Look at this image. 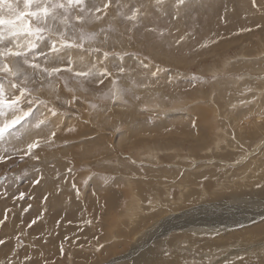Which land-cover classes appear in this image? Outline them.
<instances>
[{
	"label": "rangeland",
	"instance_id": "obj_1",
	"mask_svg": "<svg viewBox=\"0 0 264 264\" xmlns=\"http://www.w3.org/2000/svg\"><path fill=\"white\" fill-rule=\"evenodd\" d=\"M119 3L128 8L143 5V24L132 28L131 22L119 17L112 20L105 17L86 25L85 30L99 33L103 26L109 39L104 42L105 33H99L85 48L108 50L115 45V50L120 51L126 46L128 54L122 61L113 56L108 62L113 72L117 65L126 69L117 82V86L125 90L123 101L126 103L113 104L110 99H101L111 88L109 80L99 85L85 83L88 91H77L80 99L70 106L64 101L72 93L63 85L58 90L60 99H56L57 93L50 91L47 85L36 93L40 99L44 96L40 94H46L47 98L42 100L48 106L34 105L32 122L37 117L49 116L47 127L56 128L57 138L52 146L43 145L36 150H47L39 161L26 158L0 164V194H5L0 195V220L4 221L0 224V238L5 240V244L0 245V257L7 255L16 264H75V258L93 255L98 248L105 247L95 264H130L134 257L130 251L140 249L149 260L164 256L169 258V264L174 260L179 264H209V259L211 264H263L264 234L258 236L253 228L264 222V214L259 217L260 221L224 228L226 230L219 233L223 238L203 236L202 242L197 234L172 237L180 231L170 229L175 225L170 220L181 215L178 223L186 224L195 216L207 224L213 223L215 218H225L222 214L235 211L236 205L241 208L246 203L256 209L251 201L260 197L252 196L254 193L241 195L239 190H253L245 175L264 185V0H256L255 6L252 0H188L187 6L181 7L178 13L175 0H164L159 6L155 0H119ZM250 7H259L258 12ZM128 8L122 7L121 11L127 13ZM109 25L114 31H107ZM146 27H155L157 33L163 30L165 35L159 37L147 32ZM245 28L251 31H243ZM184 34H187L186 40L175 45L174 41ZM73 35L79 37L78 32L69 30V37ZM213 39L217 41L215 44L200 48L203 41ZM46 45L47 41L41 44V49L47 50ZM80 51L71 50L70 57L78 68L90 66L102 56V53L89 51L83 53L81 61ZM157 67L160 68L158 77H152ZM193 76L201 79L193 80ZM0 83L5 84L7 93L12 92L7 81L0 80ZM144 83L150 86H140ZM69 84L79 88L72 80ZM136 96L141 99L137 100ZM91 104L97 107L93 109ZM52 107L58 109L56 117L50 115ZM116 107L129 111L136 119L143 116L141 120L146 119L149 128L141 130L137 126L128 130V124L111 115L110 110ZM69 128L74 131L69 132ZM24 129L33 128L26 123ZM135 129L141 130L143 139ZM200 129L205 131V143L197 145L186 141L189 135L200 137ZM37 132L48 135L41 129H36ZM169 134L181 140L160 138ZM4 149L13 151L11 144H0V154ZM40 164L45 166L41 168ZM41 171L45 172V177L51 176L46 181L52 183V196L42 182L34 184L35 179L41 180ZM65 172L68 176L57 181L59 186L49 180L55 175L65 176ZM57 189L60 194L54 196ZM204 191L208 196L204 197ZM21 192H25L24 199H16ZM181 192L185 195L197 192L198 195L179 206ZM218 195L220 197H216ZM155 199L161 204H155ZM73 200L83 204V213L80 207L73 209ZM154 204L156 207L152 206ZM186 212L190 214L183 215ZM86 218L93 223L88 226ZM33 220L45 225L35 226ZM166 221L173 224L157 234L161 222ZM64 225L74 227L64 228ZM56 228L61 235L53 236ZM67 229L69 237L65 235ZM26 235L31 237L29 242L25 241ZM74 235L76 240H72ZM43 236L46 238L42 239ZM148 242L149 245L145 244ZM26 256L31 260L25 261ZM81 263L91 264L87 260Z\"/></svg>",
	"mask_w": 264,
	"mask_h": 264
},
{
	"label": "snow or ice",
	"instance_id": "obj_2",
	"mask_svg": "<svg viewBox=\"0 0 264 264\" xmlns=\"http://www.w3.org/2000/svg\"><path fill=\"white\" fill-rule=\"evenodd\" d=\"M155 3L159 6L164 3V0H155ZM187 3L188 0H175L174 6L177 13L181 7H186ZM252 3L255 5L256 0H252ZM122 7L128 8V5H121L119 0H0V80L7 81L12 89L11 93H7L5 84L0 83V117L3 118L0 119V144H11L13 147V151L3 150V154H0V164H7L9 161L16 163L26 158L39 161L40 154L36 150L42 145L52 146L54 144L57 130L47 127L50 117L47 115L42 119L37 117L35 122H32L33 106L38 104L48 106L47 102L36 95L44 90L45 85L52 92L57 93L56 99H60L58 90L63 85L67 92L72 93L71 97L64 101L70 106L80 99L76 95L77 91H88L84 87L85 83L95 82L99 85L109 80L111 88L101 99H110L113 104L117 101L126 103L123 101L125 90L117 86L118 80L125 75L126 69L122 65H117V70L113 72L108 67L111 57H118L121 61L124 59V56L128 54L126 46H122L120 51L115 50V45L108 50L85 48V44L91 45L99 33H105L104 42L109 39L103 26L100 27L99 33L85 30L86 25L100 22L105 17L110 20L119 17L123 21L131 22L132 28L143 24L142 18L145 15L141 11L143 5L132 6L128 8L127 13L121 11ZM6 9L7 15H5ZM175 18L179 19V16L176 15ZM69 30L72 33L78 32L79 37L75 35L69 37ZM145 30L156 33L159 37L165 35L163 30L157 33L155 27H146ZM242 30L251 31L247 28ZM107 31H114V29L109 25ZM186 38L187 34L181 35L174 41V44L179 46ZM45 41H47V50L41 49V44ZM216 42L214 39L205 40L200 44V48L206 49ZM73 49L81 50L78 53L81 61L83 53L89 51L102 53V56L97 57L96 62H92L90 66L84 65L78 68L70 59ZM41 57H43L42 60ZM159 72L160 68L157 67L156 71L151 73L152 77H158ZM200 79V77L193 76V80ZM70 80L79 88L71 87ZM33 85L35 87H32ZM140 86L148 88L150 85L144 83ZM136 99L139 100L141 97L136 96ZM90 107L95 109L97 105L91 104ZM49 112L51 117L58 115L56 107L50 108ZM26 123L31 124L33 129L47 131L48 135L42 136L40 133L24 129ZM41 126L45 127L42 129ZM22 129H24L23 132ZM68 131L72 132L74 129L69 128ZM233 139H235L234 136ZM17 141L19 143H16ZM36 170L39 171V168L37 167ZM68 171L71 172L72 169L69 168ZM40 182V179L34 180V184L38 185ZM73 187L75 188V185ZM257 187L264 191V185H257ZM24 197L25 193L21 192L16 199L23 200ZM5 219H7L6 215ZM3 222L0 220V224ZM32 223L35 224L36 221L33 220ZM85 223L91 225L93 221L86 220ZM4 244L5 240L0 238V245ZM61 252H63V247H61ZM28 260H31L30 256L25 257V261ZM0 264H16V261L6 258L0 261ZM209 264H211L210 259Z\"/></svg>",
	"mask_w": 264,
	"mask_h": 264
},
{
	"label": "bare ground",
	"instance_id": "obj_3",
	"mask_svg": "<svg viewBox=\"0 0 264 264\" xmlns=\"http://www.w3.org/2000/svg\"><path fill=\"white\" fill-rule=\"evenodd\" d=\"M226 1V0H225ZM244 1V0H243ZM253 6H255V5H253ZM252 10H255V11H257L258 12V8H252V7H250ZM166 63V62H165ZM180 68V67H179ZM77 86V85H76ZM77 88V87H76ZM51 91V90H50ZM47 92V91H46ZM40 95H44L43 96V98H47V96H46V94H40ZM48 95V94H47ZM42 98V99H43ZM51 99V98H50ZM48 101V100H47ZM103 105V104H102ZM106 105V104H105ZM107 106V105H106ZM109 106V105H108ZM112 106V105H111ZM110 112H111V115L112 116H115L116 118H119L120 119V122H123V123H125V124H128V126H126V128L128 129V130H130V129H134V128H137V126H138V128H141V130L142 129H146V128H149V126H147L146 124H145V121H146V119L145 120H141V118H143V116L140 118V120L139 119H136L135 117H133V115L130 113L129 114V111L127 112L125 109H123V108H121V107H116V108H114V109H111L110 110ZM131 112V111H130ZM179 112V111H178ZM177 113V112H176ZM166 115V114H165ZM175 115V114H174ZM67 121V120H66ZM60 123V122H59ZM62 123V122H61ZM70 123V122H69ZM118 123H119V121H118ZM54 125H56V124H54ZM57 125H58V123H57ZM60 125V124H59ZM62 125V124H61ZM163 126V125H162ZM62 127V126H61ZM154 127V126H153ZM63 129H64V127H63ZM86 129V128H85ZM33 133H35V131H36V129H30ZM68 130V129H67ZM115 130V129H114ZM141 130H136L135 129V131H138V135H140L141 136V133H140V131ZM129 132V131H128ZM38 133V132H37ZM68 133V132H67ZM133 133V132H132ZM182 134H183V132H182ZM40 135H43V133H40ZM184 135V134H183ZM226 135V134H225ZM168 136V137H167ZM167 136H160V138L161 137H166L167 139H170V140H181V139H179V137L178 136H176V135H174V134H169V135H167ZM67 137H68V135H67ZM142 137V136H141ZM144 137H142V139H143ZM160 138H159V140H160ZM186 138V141L187 142H191L192 144H200V143H205V141H206V137H205V131H204V129H200V137H197V138H193L192 136L190 137V135H189V137H188V139H187V136L185 137ZM147 139V138H146ZM146 139H144V140H146ZM148 140V139H147ZM161 140H164V139H161ZM96 143H97V141H96ZM99 143V142H98ZM97 143V144H98ZM201 145H203V144H201ZM43 146V145H42ZM115 146V145H114ZM257 146V145H256ZM68 147V146H67ZM86 147H88V146H86ZM116 147V146H115ZM43 148V147H42ZM69 148V147H68ZM68 148H65V150L66 151H69L68 150ZM71 148V147H70ZM122 148V147H121ZM120 148V149H121ZM38 150V149H37ZM116 150V149H115ZM114 150V151H115ZM42 151V150H41ZM38 153L41 155V156H44L42 153H47V150H44L43 152H40V151H38ZM51 154V153H50ZM66 154L68 155V153L66 152ZM112 154V153H111ZM110 154V155H111ZM55 155V154H54ZM109 155V156H110ZM155 155V154H154ZM118 156V155H117ZM151 156V155H150ZM107 157V156H106ZM121 157V156H120ZM119 157V158H120ZM152 157V156H151ZM48 158H49V156H48ZM58 158V157H57ZM41 159V158H40ZM45 161H46V163H47V159H45V158H43ZM107 159V158H106ZM153 159V158H152ZM151 159V160H152ZM155 159V158H154ZM50 160H53V159H50ZM156 160V159H155ZM55 161V160H54ZM53 161V162H54ZM156 161H158V160H156ZM159 162V161H158ZM243 162H244V160H243ZM51 163V162H50ZM56 164H58V162H55ZM59 164H63V163H59ZM58 164V165H59ZM68 164V163H67ZM53 165V164H52ZM58 165L57 166H55V167H58ZM43 166H45V165H41L40 164V167L41 168H43ZM235 166V165H234ZM233 166V167H234ZM161 167V166H160ZM52 168V167H51ZM58 168H60V167H58ZM48 169H50V168H48ZM187 169V168H186ZM57 170V169H56ZM185 170V169H184ZM191 171V170H190ZM64 172V171H63ZM41 173V175H42V179H41V182H42V186L44 187V188H47V189H49L48 191H50V194H48L49 196L51 195H53V193H52V183H50V182H48V181H46L48 178H49V176L50 175H48V177H45V175H43V174H45V172H43V171H41L40 172ZM66 174H64L65 176H62V175H55L54 177H52L53 179H49L50 181H52V182H54V183H56L55 185H57L58 184V180H60V179H62V178H64L65 179V177L67 178V176H68V173L67 172H65ZM58 174V173H57ZM246 174V173H245ZM51 177V176H50ZM244 178H246L247 179V184L249 183V184H252V188H253V190H252V192H247L245 189H240L239 191H240V194L241 195H246L247 196V194H249V193H254L252 196H257V197H260V199L259 198H256V199H254L253 201H251V203H253L254 205H255V207H256V209H254L252 206V208H250L249 207V205L247 206V205H245L244 203V205H243V207H241V208H238L239 206H237L236 205V207L237 208H234V210L235 211H232V212H227V213H224V214H222L223 216H225L226 215V217L225 218H221V219H217V218H215L214 216V218H215V220H213V223H211V221L210 222H206L207 224H205L204 222H203V219L201 218V219H196L195 218V216L194 217H190L189 219H188V221L186 222V224H183V223H181V221L178 223V220H180V218H181V215H177V216H175L176 218L174 219H171L170 221L171 222H173L175 225H172V227L170 228V229H172V230H174V231H180V232H178L179 234H177L176 236L174 235V236H172V237H177V236H183L184 237V235L183 234H185V233H191V234H197V235H200V237H202L201 239H200V242H202L203 241V236H209V235H219L218 236V239L219 238H223V237H221V235L219 234V233H221L222 231H225L226 229H228L230 226L231 227H238L239 226V224H242V225H246V224H248L250 221H251V223H253L252 221H254V220H256V221H260L259 220V217L261 216V215H263L264 214V191H262L261 190V188H258L257 187V185H259V184H257L255 181H252V178L253 177H251V176H247V175H245L244 176ZM69 179V178H68ZM190 180V179H189ZM1 181V180H0ZM182 181V180H181ZM255 182V184H253L252 182ZM258 181V180H257ZM185 182V181H184ZM183 182V183H184ZM1 183V182H0ZM223 184V183H222ZM222 184H219V186H221ZM246 184V185H247ZM54 185V184H53ZM262 185V184H261ZM57 186H59V184L57 185ZM219 186H217L216 187V189H218V187ZM236 186H238V185H236ZM186 189V188H185ZM188 190V189H187ZM167 192V191H166ZM232 192V191H231ZM58 194H60L59 193V189H57L55 192H54V196H56V195H58ZM230 194V193H229ZM113 195H114V193H113ZM198 195V193L197 192H195V193H191V194H188V195H185L184 194V192H181L180 193V201H179V203H178V205L180 206V205H182L183 203L185 204V203H188V202H186V201H188V200H190V198H192V197H194V196H197ZM205 196H208V192L207 191H204V197ZM221 196H223V195H221ZM135 197V196H134ZM216 197H220L219 195L218 196H216ZM237 197V196H236ZM234 198V197H233ZM255 198V197H254ZM196 199V198H195ZM194 199V200H195ZM238 199V198H237ZM225 200V199H224ZM178 201V200H177ZM231 201V200H230ZM69 202V201H68ZM138 202V201H137ZM155 204H161L159 201H158V199H155L154 201H153ZM72 204H74L75 205V207L73 208L74 210H76L75 208H77V207H80V210H81V212L83 211V204H77V203H75V201L73 200L72 202H71ZM141 203V202H140ZM174 203V202H173ZM191 203H193V202H191ZM155 204L154 205H152V206H155ZM190 204V203H189ZM93 205V204H92ZM63 207H67V205H63ZM156 207V206H155ZM186 207V206H185ZM219 207V206H218ZM227 207V206H226ZM160 208H161V206H160ZM178 208V207H177ZM203 209V208H202ZM207 209V208H206ZM94 211H96L97 209L95 208V209H93ZM165 210V209H164ZM163 210V211H164ZM170 211H171V209H169ZM211 210V209H210ZM222 210V209H221ZM197 211V210H196ZM202 211V210H201ZM207 211V210H206ZM212 211V210H211ZM228 211H230L229 209H228ZM132 212V211H131ZM176 212V211H175ZM174 212V213H175ZM190 212V211H189ZM189 212H186V213H183V215H186L187 213H189ZM198 212V211H197ZM83 213V212H82ZM208 213H209V211H208ZM215 212H213V214H214ZM173 214V213H172ZM176 214V213H175ZM190 214V213H189ZM205 214V213H204ZM212 214V215H213ZM132 215H133V217H134V212H132ZM196 215V214H195ZM216 215V214H215ZM192 216V215H191ZM220 216V215H219ZM132 217V218H133ZM210 217V216H209ZM9 218V217H8ZM80 218V217H79ZM197 221H196V220ZM86 220H88L87 218H86ZM173 223H167V221L165 222V223H162L161 222V224H160V227H159V230H156V232H157V234L160 232V233H162L163 231V229L167 226H171V224H173ZM260 223V222H259ZM167 224V225H166ZM260 226H258V227H255V228H253V231L256 233L257 232V235L259 236L260 234H264V222L263 223H261V224H259ZM89 226V225H88ZM104 226V225H103ZM157 227H158V225H156ZM65 227H74L73 225H70V226H66V225H64V228ZM156 227V228H157ZM230 227V228H231ZM101 228V227H100ZM224 228H226L225 230H223ZM229 228V229H230ZM183 229H185V230H183ZM56 231H57V228H56ZM169 231V230H168ZM156 232H155V234H156ZM167 232V231H166ZM252 232V231H251ZM262 232V233H261ZM85 233V232H84ZM86 233H87V231H86ZM85 233V234H86ZM90 233H92V231L91 232H89L87 235L89 236V234ZM172 233V232H171ZM225 233V232H224ZM23 234V233H22ZM55 234V233H54ZM207 234V235H206ZM59 235H61V232L59 233V231H57V233L55 234V235H53V236H59ZM65 235H67L66 237H69L70 236V230L69 229H67V231H66V234ZM154 235V234H153ZM160 235V234H159ZM158 235V236H159ZM188 235H190V234H188ZM223 235H225V234H223ZM228 235V234H227ZM27 237H25V241L26 242H29L30 240H31V238H30V236H28V235H26ZM53 236H49L51 239H55V238H53ZM87 236V237H88ZM76 237L77 236H75L74 235V237H73V239L72 240H76ZM87 237H85V238H87ZM159 237H161V236H159ZM166 237V236H165ZM226 238H229V236H225ZM43 238H46V236H43ZM144 238V237H143ZM190 238L191 239H193L194 237H192V236H190ZM217 238V237H216ZM83 239V238H82ZM145 239V238H144ZM149 238H147V240H148ZM159 239H161V238H159ZM174 239V238H173ZM83 240H85V239H83ZM175 240H176V238H175ZM195 240H197L198 241V239H195ZM213 240H215V239H213ZM217 240V239H216ZM222 240H224V239H222ZM153 241V240H152ZM168 241V240H167ZM172 241V240H171ZM174 241V240H173ZM72 242V241H71ZM108 242V241H107ZM150 242V241H149ZM145 243V244H150V243ZM170 242V241H169ZM215 241H213L211 244H213ZM35 243H38V242H36L35 241ZM159 243H162V241L161 242H159ZM174 243V242H173ZM181 243V242H180ZM168 244V243H167ZM172 244V243H171ZM208 244V243H207ZM173 245V244H172ZM177 245V244H176ZM209 245V244H208ZM106 246V245H105ZM169 246V245H168ZM167 246V247H168ZM180 245H179V243H178V247H179ZM198 246V245H197ZM221 246V245H220ZM108 247V246H107ZM227 247V246H226ZM259 247V246H258ZM223 248H225V246L223 247ZM97 249V248H96ZM95 249V250H96ZM105 249V247H100V249L98 248L96 251H94L95 252V254H91L90 256H86V257H83V256H79V258H75L76 259V261H75V264H82L81 262H82V260H87V262H90L91 264H95V262L96 261H98V260H100L101 259V256L102 255H99V253L100 252H102L103 250ZM133 249V248H132ZM261 249V248H260ZM143 250V249H142ZM203 250V249H202ZM84 251V250H83ZM140 251H141V249H140ZM140 251H137V252H132V251H130L131 252V254H133L134 255V257L132 258V259H130V264H169L168 262H169V258L167 259V258H164V256H162V257H160V258H158V257H155V260H149L148 259V256H147V254H144V253H140ZM149 251V250H148ZM238 252V251H237ZM251 252V251H250ZM87 253V252H86ZM91 253V252H90ZM110 253V252H109ZM121 253V252H120ZM170 253H173V252H170ZM130 254V255H131ZM231 254V253H230ZM233 254H235L234 252H233ZM70 255V254H69ZM104 255V254H103ZM113 255V254H112ZM115 255H117V254H115ZM164 255V254H163ZM206 255V254H205ZM173 256V255H172ZM174 256H176V255H174ZM81 257L83 258V259H81ZM107 257V256H106ZM112 257V256H111ZM131 257V256H130ZM166 257V256H165ZM234 257V256H233ZM7 258V256L5 255V257H0V260L1 261H4L5 259ZM69 258H71V257H69ZM73 258V257H72ZM246 258V257H245ZM68 259V258H67ZM74 259V258H73ZM128 259V262H129V258H127ZM175 259V258H174ZM252 260V259H251ZM71 261V260H70ZM72 262H73V260H72ZM99 262V261H98ZM98 262H96V263H98ZM172 263L171 264H179V262H177L176 260H174V261H171ZM250 263V262H249ZM262 262H254L253 264H261ZM32 264V263H31ZM63 264H66V263H63ZM111 264V263H110ZM118 264V263H117ZM248 264V263H247ZM263 264H264V262H263Z\"/></svg>",
	"mask_w": 264,
	"mask_h": 264
},
{
	"label": "crops",
	"instance_id": "obj_4",
	"mask_svg": "<svg viewBox=\"0 0 264 264\" xmlns=\"http://www.w3.org/2000/svg\"><path fill=\"white\" fill-rule=\"evenodd\" d=\"M30 189H31V187H29ZM25 193V192H24ZM13 194H15V193H13ZM22 205H24V204H22ZM39 224H41V225H45V223H35V226H37V225H39ZM31 238V237H30ZM42 239H44V238H42ZM7 256V255H6Z\"/></svg>",
	"mask_w": 264,
	"mask_h": 264
},
{
	"label": "clouds",
	"instance_id": "obj_5",
	"mask_svg": "<svg viewBox=\"0 0 264 264\" xmlns=\"http://www.w3.org/2000/svg\"><path fill=\"white\" fill-rule=\"evenodd\" d=\"M6 8H7V6H5ZM13 7H15V6H13Z\"/></svg>",
	"mask_w": 264,
	"mask_h": 264
}]
</instances>
